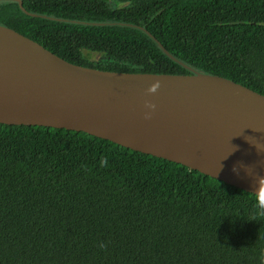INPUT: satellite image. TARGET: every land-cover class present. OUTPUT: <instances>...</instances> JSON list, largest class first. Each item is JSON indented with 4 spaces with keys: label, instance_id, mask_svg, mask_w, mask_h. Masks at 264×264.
Instances as JSON below:
<instances>
[{
    "label": "trees",
    "instance_id": "1",
    "mask_svg": "<svg viewBox=\"0 0 264 264\" xmlns=\"http://www.w3.org/2000/svg\"><path fill=\"white\" fill-rule=\"evenodd\" d=\"M113 5L23 0L31 12L141 25L192 67L264 94V0ZM0 23L79 65L188 73L134 28L31 17L12 1H0ZM258 204L264 198L85 132L0 123V264H264Z\"/></svg>",
    "mask_w": 264,
    "mask_h": 264
},
{
    "label": "water",
    "instance_id": "2",
    "mask_svg": "<svg viewBox=\"0 0 264 264\" xmlns=\"http://www.w3.org/2000/svg\"><path fill=\"white\" fill-rule=\"evenodd\" d=\"M0 1L16 2L31 17L140 30L188 71L122 72L79 65L0 23V123L85 132L264 198V94L192 67L141 25L55 17L26 10L23 0Z\"/></svg>",
    "mask_w": 264,
    "mask_h": 264
},
{
    "label": "flooded vegetation",
    "instance_id": "3",
    "mask_svg": "<svg viewBox=\"0 0 264 264\" xmlns=\"http://www.w3.org/2000/svg\"><path fill=\"white\" fill-rule=\"evenodd\" d=\"M107 1V0H106ZM113 1V3H114V7H117V5H118V3L119 2H129L130 0H112Z\"/></svg>",
    "mask_w": 264,
    "mask_h": 264
},
{
    "label": "clouds",
    "instance_id": "4",
    "mask_svg": "<svg viewBox=\"0 0 264 264\" xmlns=\"http://www.w3.org/2000/svg\"><path fill=\"white\" fill-rule=\"evenodd\" d=\"M247 171L249 172V169H247ZM258 207L261 209L262 212H264V204H258Z\"/></svg>",
    "mask_w": 264,
    "mask_h": 264
}]
</instances>
